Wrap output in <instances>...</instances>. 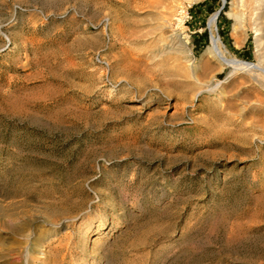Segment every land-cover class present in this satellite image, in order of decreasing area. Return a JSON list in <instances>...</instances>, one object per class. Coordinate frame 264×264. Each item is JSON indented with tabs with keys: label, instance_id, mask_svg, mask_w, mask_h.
<instances>
[{
	"label": "rangeland",
	"instance_id": "1",
	"mask_svg": "<svg viewBox=\"0 0 264 264\" xmlns=\"http://www.w3.org/2000/svg\"><path fill=\"white\" fill-rule=\"evenodd\" d=\"M204 2L0 0V264H264V11Z\"/></svg>",
	"mask_w": 264,
	"mask_h": 264
},
{
	"label": "bare ground",
	"instance_id": "2",
	"mask_svg": "<svg viewBox=\"0 0 264 264\" xmlns=\"http://www.w3.org/2000/svg\"><path fill=\"white\" fill-rule=\"evenodd\" d=\"M192 1H196V0H192ZM241 1L242 0H233L232 2L233 8L238 7L241 4ZM255 2L257 5L256 8L257 9L261 8L264 11V0H255ZM231 14L236 19L235 30L241 31L244 27L242 16L234 12H232ZM216 16L217 14L215 13L211 18H209V21H210L209 23L211 25L215 23ZM263 18H264V14H261L260 16L256 17V22H255V27H254L255 33H256V51L258 52V56H260L261 58H264V29H263L264 23L262 20ZM182 21H184L183 17L180 19L179 23H182ZM189 43H190L189 38L187 36H184L183 33L181 32L175 36L174 42L170 49L171 50L174 49L181 54L187 55V57H189V62L191 65L194 63L195 59H194L192 50L189 47ZM206 54L212 58L218 59L222 63L223 67L231 68L233 70L232 74H236L242 71L244 72V71L259 70V69H262L260 66H263V65H259L260 63L256 64V63L240 60L235 57H228L221 47V40L219 36H217L215 33H212L211 35V42H210L208 49L206 50Z\"/></svg>",
	"mask_w": 264,
	"mask_h": 264
},
{
	"label": "trees",
	"instance_id": "3",
	"mask_svg": "<svg viewBox=\"0 0 264 264\" xmlns=\"http://www.w3.org/2000/svg\"><path fill=\"white\" fill-rule=\"evenodd\" d=\"M209 1H210L209 3L204 2L203 5H206L207 11L211 14V13H214L221 6V0H209ZM228 2H229V0H227V5H228ZM227 5L224 7L222 12L220 13L219 19H221V17H223V15H224L223 13H224L225 9L227 8ZM202 37L204 39L203 46H207V44H208L207 42L209 41V33L207 30L202 34ZM195 43H197V39L195 40ZM203 46H200V44H198V46L195 45L196 48H198V47L202 48ZM244 53L245 54L243 55V58L245 60H250L252 57L250 50H245Z\"/></svg>",
	"mask_w": 264,
	"mask_h": 264
},
{
	"label": "crops",
	"instance_id": "4",
	"mask_svg": "<svg viewBox=\"0 0 264 264\" xmlns=\"http://www.w3.org/2000/svg\"><path fill=\"white\" fill-rule=\"evenodd\" d=\"M227 21L228 18H226V20L224 22H220V26H221V29L225 32V30H227L228 26H227ZM196 31H200V29L196 30ZM196 39H197V44H202L204 39L202 37V33L200 32V34L196 35ZM245 50H248L247 48H237L236 51L238 54H241L242 56L245 54L244 51Z\"/></svg>",
	"mask_w": 264,
	"mask_h": 264
},
{
	"label": "water",
	"instance_id": "5",
	"mask_svg": "<svg viewBox=\"0 0 264 264\" xmlns=\"http://www.w3.org/2000/svg\"><path fill=\"white\" fill-rule=\"evenodd\" d=\"M227 3V0H221V7L219 8V10L216 12L217 16H216V20L219 17L220 13L222 12V10L224 9L225 5ZM208 27H209V23H208ZM211 34V31H210Z\"/></svg>",
	"mask_w": 264,
	"mask_h": 264
},
{
	"label": "built area",
	"instance_id": "6",
	"mask_svg": "<svg viewBox=\"0 0 264 264\" xmlns=\"http://www.w3.org/2000/svg\"><path fill=\"white\" fill-rule=\"evenodd\" d=\"M188 18H191V16H189ZM186 21H189V19L186 20ZM98 62H99L100 64H103L104 66L108 67V63L105 62L104 60L98 59Z\"/></svg>",
	"mask_w": 264,
	"mask_h": 264
}]
</instances>
